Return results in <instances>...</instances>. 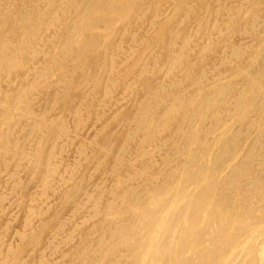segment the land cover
Masks as SVG:
<instances>
[{"label":"bare ground","instance_id":"6f19581e","mask_svg":"<svg viewBox=\"0 0 264 264\" xmlns=\"http://www.w3.org/2000/svg\"><path fill=\"white\" fill-rule=\"evenodd\" d=\"M0 264H264V0H0Z\"/></svg>","mask_w":264,"mask_h":264},{"label":"rangeland","instance_id":"374dc122","mask_svg":"<svg viewBox=\"0 0 264 264\" xmlns=\"http://www.w3.org/2000/svg\"><path fill=\"white\" fill-rule=\"evenodd\" d=\"M21 141H19V143H20ZM20 144H22V142L20 143ZM23 170H19V172H21L20 173V177H19V180H20V185H19V187H18V190H17V194L19 195V196H25V194L27 195L29 192H31V190L33 191V189H35V187H36V182H35V178L33 177L32 178V176L28 173V171L26 170V169H24V168H22ZM23 172V173H22ZM28 175L29 176H31V179H30V177H28ZM30 179V180H29ZM23 182H22V181ZM28 180V181H27ZM29 184H27V183ZM27 185V186H26ZM24 189H25V191H24ZM19 191H20V193H19ZM24 193V194H23ZM21 199V198H20ZM22 201V200H21ZM14 205V204H13ZM13 205H10V207L9 208H11ZM14 206H17V205H14ZM17 207H19V208H16V210H14V217H16L15 219V222H14V224H13V227L14 226H17L19 223H20V221H21V218H22V216H23V208H22V204H19ZM14 208V207H13ZM12 209V208H11ZM22 209V210H21ZM20 210V211H19Z\"/></svg>","mask_w":264,"mask_h":264}]
</instances>
